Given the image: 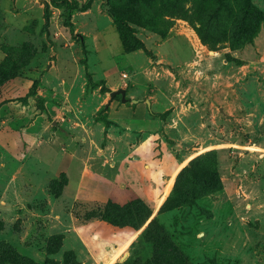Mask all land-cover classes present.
<instances>
[{
	"label": "rangeland",
	"instance_id": "rangeland-1",
	"mask_svg": "<svg viewBox=\"0 0 264 264\" xmlns=\"http://www.w3.org/2000/svg\"><path fill=\"white\" fill-rule=\"evenodd\" d=\"M141 1L0 0V64H17L0 77V264H264V22L239 45L203 20L216 0ZM209 151L223 188L162 211Z\"/></svg>",
	"mask_w": 264,
	"mask_h": 264
},
{
	"label": "trees",
	"instance_id": "trees-1",
	"mask_svg": "<svg viewBox=\"0 0 264 264\" xmlns=\"http://www.w3.org/2000/svg\"><path fill=\"white\" fill-rule=\"evenodd\" d=\"M53 4L64 6L67 10L71 11L74 9L86 10L88 9L93 0L83 2L79 0H50ZM135 3L141 5V0H132ZM207 2L208 0H202ZM241 6L238 13L234 12V7L231 5L230 0H216L215 5H211L210 10L207 11L205 8L200 9V13L203 16V20L207 21L209 26H216V29L222 30L219 34L227 36L230 34L232 37L239 42V45H244L247 42L253 40L257 34L261 24L264 22V10L259 7L253 0H240ZM208 7V8H209ZM181 7L177 5V11L172 9V12L181 14ZM227 12L229 15L234 16V20L229 29H224L225 17L224 13ZM119 30L121 33V39L126 51H132L143 46V42L133 34L132 26L127 18L120 16L117 13H113ZM204 21V23H205ZM210 30V27H208ZM201 32V31H200ZM204 40L208 43L211 42V37L201 32ZM17 65V64H16ZM14 61L10 56H6L4 61L0 64V77H7L11 71L16 69ZM212 161V166L208 168H200V164L204 161ZM192 179L194 188L186 182ZM223 188V182L220 176V172L216 163L214 152L209 151L205 154L199 155L195 159L182 165L178 173V179L174 190L164 202L161 207L162 211H168L176 207L195 200L197 197L202 196L206 191H216ZM144 217V216H143ZM167 249L172 250L171 247ZM115 264H129V260L123 263Z\"/></svg>",
	"mask_w": 264,
	"mask_h": 264
},
{
	"label": "crops",
	"instance_id": "crops-1",
	"mask_svg": "<svg viewBox=\"0 0 264 264\" xmlns=\"http://www.w3.org/2000/svg\"><path fill=\"white\" fill-rule=\"evenodd\" d=\"M121 88H124V87H121ZM126 94H127V89H126ZM150 97H148L147 102L149 103V106H151V107L153 106V109L156 110L155 112H152L151 113V114L154 115V113L159 112V110H163V109L161 107L162 106L161 105V101H160V99H158V97L157 98L156 97L150 98ZM133 98H135V94H133ZM123 101H125V100H123ZM113 104H114V102L111 103V106ZM125 108H128V107H125ZM151 114H147V112L145 110L144 111H139V113H137V123L139 124V126L146 127L147 126V123L145 121H147L149 119H153V118H151ZM142 120H143V122H142Z\"/></svg>",
	"mask_w": 264,
	"mask_h": 264
},
{
	"label": "water",
	"instance_id": "water-1",
	"mask_svg": "<svg viewBox=\"0 0 264 264\" xmlns=\"http://www.w3.org/2000/svg\"><path fill=\"white\" fill-rule=\"evenodd\" d=\"M118 93H122V97H123V100H126V89L125 88H119V89H116V90H112L111 91V96L112 98L115 97V95H117Z\"/></svg>",
	"mask_w": 264,
	"mask_h": 264
}]
</instances>
